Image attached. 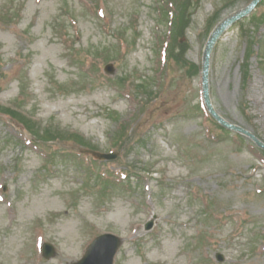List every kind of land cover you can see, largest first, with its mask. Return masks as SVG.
Segmentation results:
<instances>
[{"label": "rangeland", "instance_id": "374dc122", "mask_svg": "<svg viewBox=\"0 0 264 264\" xmlns=\"http://www.w3.org/2000/svg\"><path fill=\"white\" fill-rule=\"evenodd\" d=\"M165 1L0 0V105L36 135L0 113V264H69L102 233L123 238L113 264H264V155L208 118L199 75L164 60ZM247 1L199 0L186 62L200 65L211 17ZM250 14L215 44L209 93L264 144V5ZM44 128L66 139L38 142Z\"/></svg>", "mask_w": 264, "mask_h": 264}, {"label": "water", "instance_id": "95a60500", "mask_svg": "<svg viewBox=\"0 0 264 264\" xmlns=\"http://www.w3.org/2000/svg\"><path fill=\"white\" fill-rule=\"evenodd\" d=\"M260 0H252L248 6H246L244 9L236 12L235 14L225 18L222 20L212 31L210 34L208 41L206 43L204 53H203V63H202V89H203V96L205 99V103L211 114L218 120L221 124L225 125L226 127L233 128L236 130H239L241 132L246 131L227 124L222 118H220L213 110L209 96H208V63H209V56L211 49L216 42V40L219 38V36L222 34V32L226 29V27L236 20L237 18L246 15ZM107 72H111V66L108 65L106 67ZM248 134V133H247ZM86 153H91L93 156L97 158H112L113 155L111 154H101L90 150H82ZM151 224L148 225V227ZM121 243V240L113 235L105 234L102 236H99L96 238L92 244L88 247L84 257L78 261L77 263L73 264H112L113 256L119 247ZM52 248H49L48 251L45 253L46 257H49L53 254ZM221 259V257H220Z\"/></svg>", "mask_w": 264, "mask_h": 264}, {"label": "trees", "instance_id": "16d2710c", "mask_svg": "<svg viewBox=\"0 0 264 264\" xmlns=\"http://www.w3.org/2000/svg\"><path fill=\"white\" fill-rule=\"evenodd\" d=\"M192 3H193V0H180L178 2H175L176 12H175L174 17L171 20L172 30L170 34L171 41L169 42L170 51L174 50V44L177 43L178 36L182 34L185 28L189 25L190 16H191L190 11L193 6ZM179 47H180V51H179V54L177 55L180 56L181 60L176 57L177 55H175L174 57L177 59L178 62L186 65V61L183 60L182 58L186 45L183 43ZM190 68H191V72L196 73L198 71L195 65H191ZM7 113L11 114L12 116L16 115L15 112L11 110H8ZM17 117H19V115ZM23 117L24 116L20 117L21 122L26 124L29 130H33V128H35V124L31 122L29 119L25 117L23 118ZM58 135L60 134L58 133L53 134L49 128H44V131H42V136L48 139H55L56 137L57 138L61 137Z\"/></svg>", "mask_w": 264, "mask_h": 264}, {"label": "bare ground", "instance_id": "6f19581e", "mask_svg": "<svg viewBox=\"0 0 264 264\" xmlns=\"http://www.w3.org/2000/svg\"><path fill=\"white\" fill-rule=\"evenodd\" d=\"M262 104H264V100L262 101H260V100H257L256 101V103H255V106L257 107H260V109H261V107H262ZM263 116H264V111H263ZM40 208V204H37L36 206H29V210L28 211H26V212H23V213H28V214H31V213H33V212H35V211H37L38 209ZM66 230H70V227L69 226H66Z\"/></svg>", "mask_w": 264, "mask_h": 264}]
</instances>
